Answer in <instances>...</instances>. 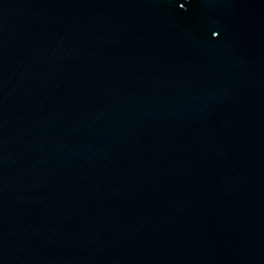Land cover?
I'll list each match as a JSON object with an SVG mask.
<instances>
[{"label":"water","instance_id":"95a60500","mask_svg":"<svg viewBox=\"0 0 264 264\" xmlns=\"http://www.w3.org/2000/svg\"><path fill=\"white\" fill-rule=\"evenodd\" d=\"M0 264H264V0H0Z\"/></svg>","mask_w":264,"mask_h":264}]
</instances>
